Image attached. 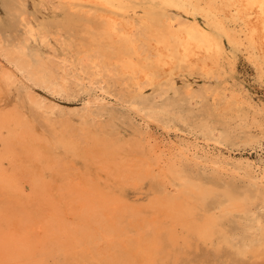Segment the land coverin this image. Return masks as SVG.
Segmentation results:
<instances>
[{"label": "bare ground", "instance_id": "1", "mask_svg": "<svg viewBox=\"0 0 264 264\" xmlns=\"http://www.w3.org/2000/svg\"><path fill=\"white\" fill-rule=\"evenodd\" d=\"M242 61L264 0H0V264H264Z\"/></svg>", "mask_w": 264, "mask_h": 264}, {"label": "rangeland", "instance_id": "2", "mask_svg": "<svg viewBox=\"0 0 264 264\" xmlns=\"http://www.w3.org/2000/svg\"><path fill=\"white\" fill-rule=\"evenodd\" d=\"M34 4L32 5V7L34 6ZM43 12H44L43 16H48L49 11L44 10ZM57 13H60V11H58ZM65 34L66 36L69 35L68 33H65ZM240 69L243 73L246 74V77L251 80V83L253 84L255 89L258 90L260 94L264 96V83H262L256 77L253 69L249 65H247L245 61L241 62ZM224 152L226 155H229L232 159L250 160L253 163H255L257 166H260L259 168L260 172L264 171V151H257L249 146L248 147L240 146V147L233 148V149L230 148V150L224 149Z\"/></svg>", "mask_w": 264, "mask_h": 264}]
</instances>
